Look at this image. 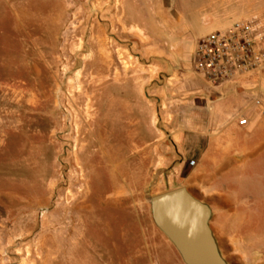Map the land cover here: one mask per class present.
<instances>
[{
  "label": "rangeland",
  "instance_id": "374dc122",
  "mask_svg": "<svg viewBox=\"0 0 264 264\" xmlns=\"http://www.w3.org/2000/svg\"><path fill=\"white\" fill-rule=\"evenodd\" d=\"M256 15L264 0H0V264H100L113 241L116 260L136 252L155 230L148 198L173 187L175 141L214 132L208 94L193 114L183 103L205 85L194 53L167 64V49L202 18L218 30ZM262 84L237 88L250 127Z\"/></svg>",
  "mask_w": 264,
  "mask_h": 264
},
{
  "label": "crops",
  "instance_id": "0c3cea01",
  "mask_svg": "<svg viewBox=\"0 0 264 264\" xmlns=\"http://www.w3.org/2000/svg\"><path fill=\"white\" fill-rule=\"evenodd\" d=\"M198 23L193 43L180 36L181 40L167 49V64L185 60L186 54L194 53L199 40L215 30L212 26L208 27L210 23L205 22V18ZM166 32L170 41L173 35ZM237 88L236 85H226L213 89L205 84L201 87L194 85L188 91H183L184 97H189L183 103L192 114L196 109L195 105L201 100L197 96L209 95L208 103L213 118L208 126L214 132L209 136L192 132L180 135L175 141L184 152L174 165L171 178L168 177L169 185L173 186L169 190L185 187L196 199L212 209L211 228L223 257L233 259L235 256H255L256 264H264V214L263 209L258 211V203L263 208L264 174L256 172L264 169V120L255 123L253 127H240L237 121L228 122L218 115L222 114L221 106L227 108L226 111L240 110L241 114L244 113L247 101ZM194 119L192 117L191 122L194 123ZM192 161L195 162L194 165L190 164ZM254 206L255 215L251 211ZM253 223L256 225L254 232ZM125 236L130 239V235ZM142 236L143 242L139 249L123 261L110 255V251L113 253L121 245L114 241L106 242L109 255L99 258V263L185 264L175 247L156 227L153 231L142 233ZM226 261L228 264L231 262L228 258Z\"/></svg>",
  "mask_w": 264,
  "mask_h": 264
},
{
  "label": "built area",
  "instance_id": "2783aa9c",
  "mask_svg": "<svg viewBox=\"0 0 264 264\" xmlns=\"http://www.w3.org/2000/svg\"><path fill=\"white\" fill-rule=\"evenodd\" d=\"M193 63L196 73L210 88L236 85L246 90L256 84L264 72V18L256 15L213 30L199 40ZM255 105L262 106L261 101L256 100ZM233 117L240 127L248 126L243 114Z\"/></svg>",
  "mask_w": 264,
  "mask_h": 264
},
{
  "label": "water",
  "instance_id": "95a60500",
  "mask_svg": "<svg viewBox=\"0 0 264 264\" xmlns=\"http://www.w3.org/2000/svg\"><path fill=\"white\" fill-rule=\"evenodd\" d=\"M155 227L185 264H228L211 228L212 209L185 187L148 198Z\"/></svg>",
  "mask_w": 264,
  "mask_h": 264
},
{
  "label": "bare ground",
  "instance_id": "6f19581e",
  "mask_svg": "<svg viewBox=\"0 0 264 264\" xmlns=\"http://www.w3.org/2000/svg\"><path fill=\"white\" fill-rule=\"evenodd\" d=\"M96 57V56H95Z\"/></svg>",
  "mask_w": 264,
  "mask_h": 264
}]
</instances>
